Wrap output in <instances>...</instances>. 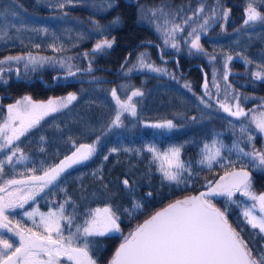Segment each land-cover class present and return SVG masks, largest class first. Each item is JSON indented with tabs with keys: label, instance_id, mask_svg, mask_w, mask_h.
Returning a JSON list of instances; mask_svg holds the SVG:
<instances>
[{
	"label": "trees",
	"instance_id": "16d2710c",
	"mask_svg": "<svg viewBox=\"0 0 264 264\" xmlns=\"http://www.w3.org/2000/svg\"><path fill=\"white\" fill-rule=\"evenodd\" d=\"M16 1L27 3L32 8L18 10ZM16 1L0 0V29L10 24L20 25L23 17L31 22L34 31L42 32L49 26L54 29V32L59 29L60 35L72 33L71 30L59 28L60 26L55 23L46 24L51 17V12L55 16L57 13L65 14L61 12V8L55 9L53 8L55 5L41 4L42 0ZM73 2L65 4V8L72 15H82L88 26L93 25L90 18L101 20V26H107V30L102 34L95 32L94 36L84 38L83 41L77 39L73 45L62 49L61 54L74 55L76 52L87 50L99 39L114 37L115 43L98 60L103 64L105 73L96 76L98 79L89 78L93 72L87 76L83 74V71L75 76H66L67 70L57 69L58 72L55 73L57 75L54 77L44 75L34 81H29L25 77H16L11 81L9 76L6 81L1 82L2 86L10 92L19 93L28 90L44 96L65 94L71 90L78 93L77 99L67 108L50 113L40 121L37 127L32 128L16 142L21 148L26 147L25 151L33 161L32 166L25 165L23 169L25 174L30 173L27 169L41 172L70 153L74 147L69 138L79 145L81 142L92 143L97 135H101L115 115V101L110 94L112 88H117V94L122 100L136 89H140L144 95L133 98L137 105L136 116L124 113L121 117L123 127L114 128L102 135L96 153L88 161L66 169L58 178L56 185L46 188L37 197L35 203L29 201L27 208L38 207L41 210H50L53 209L51 207L57 208L68 197H71V200L79 206L80 212H83L85 208H96L111 203L114 211L120 216L118 223L121 232H124L135 224H142L154 212L166 205L189 194L196 195L206 191L207 181L217 180L223 174L224 169L218 165H214L209 170L195 163L200 158L204 143H210L215 138L231 146L234 140L240 138L241 122L247 125L250 121L246 117H231L211 101L209 103L211 107L201 104L198 99L203 96L200 85L205 77L204 74H209L217 64H222L229 54L236 57V54L240 53L256 65L264 64V23L243 25V20L246 18L244 9L248 0H219L223 9L231 10L229 17L226 20L218 18L213 21L207 33H202L200 39L206 52L215 55L216 59L210 61L208 55L193 50L196 59L187 61L185 52L189 50L187 43L182 42L179 50L170 49L165 45L162 48L163 40L154 27L162 20L141 17L150 9L163 5L166 9H182L180 16L177 17V20H182L186 16H191L201 3L205 5L204 15H208L217 4V0H86L87 3L73 0ZM109 3L111 7H108ZM254 7L264 13V3H256ZM27 11L30 14L27 15ZM117 18L119 19L116 23H110ZM107 20L109 22L106 24ZM198 22H202V18H194L190 23L195 26ZM189 30L190 28L186 27V36ZM179 36L180 34L177 35V41ZM52 37L57 39L58 36L55 34ZM19 45L18 42H12L4 46V49H18ZM33 47L31 44V47L24 49L31 50L34 49ZM39 47L38 50L41 52L47 50L40 45ZM173 50L180 52L179 59L175 57L173 53L176 51ZM140 52H146L150 61L156 66L167 62L170 68L177 69L182 76H186V83H190L191 91L184 87L182 76L169 72L164 74L135 70L126 75V68H121L125 58L128 57L129 60L127 67H131ZM170 62L175 64L171 66ZM234 62L237 71L231 76L232 81L244 86L249 92L264 95V79H255L242 73L240 69L243 68L244 61L240 57L234 58ZM173 76L175 79L172 78ZM240 79L246 83L241 82ZM0 114H3L1 110ZM192 117H196V120L193 121ZM164 120H172L177 127L167 131L146 126ZM250 130L256 137L255 147L257 149L264 147V136L255 131L254 125H251ZM41 137H44L43 141ZM150 144L155 145L160 151L170 146L183 145L180 158L192 162L194 174L187 179L186 183L177 185L175 182L162 180V174L156 170L157 164L150 163L151 153L146 150L140 154L134 151H123L124 148L145 149V146ZM240 146L244 147L245 151L250 150V146L244 143ZM114 147L120 148L121 151L110 153L109 150ZM224 152L227 154L226 150ZM105 156H108L107 160L104 159ZM231 158L236 157L233 154ZM244 162L247 163V160ZM237 166L240 165L237 164ZM249 168L252 169L251 166ZM253 172L255 174L254 189L257 192L264 190V173L255 170ZM126 178L133 185L131 191L126 190L121 183ZM149 192L152 193L151 196L147 195ZM234 199L240 202L241 207L229 206V211L226 213L228 221L240 232L255 254L256 250L264 245V239L256 235L258 230H253L241 214L242 208L249 205V200L239 193ZM53 200H56V203H53ZM135 203L140 204L141 207L135 208L133 206ZM212 203L221 210L225 207L224 199L221 197L213 198ZM71 212L72 207L66 206V214ZM16 213H20V210ZM24 226L25 228L33 227L32 220L30 219ZM120 236L121 233H112L94 239L92 255L97 260V264L105 261Z\"/></svg>",
	"mask_w": 264,
	"mask_h": 264
},
{
	"label": "snow or ice",
	"instance_id": "6c2138e0",
	"mask_svg": "<svg viewBox=\"0 0 264 264\" xmlns=\"http://www.w3.org/2000/svg\"><path fill=\"white\" fill-rule=\"evenodd\" d=\"M72 2L73 0H61L57 6L62 9L65 4ZM256 3H264V0H248L244 9L246 17L243 20L244 26L257 22L264 23V13L254 7ZM111 6L109 3L108 7ZM204 9L205 5L201 3L191 16L184 17L179 23L176 20L182 9H166L163 5L150 9L141 18L162 20L163 23L155 24V30L163 37L165 46L170 45L177 50H179L177 35L184 32L186 27L190 28L187 31V36L183 37L185 43L189 45V52L195 50L197 53L208 55L209 60L213 61L216 59L215 55L207 53L200 43L201 34L207 33L211 23L216 19L226 20L231 10L223 9L219 0L208 15H204ZM194 18H202V22L193 26L190 22ZM118 19L110 23H116ZM92 24L97 34H102L107 30V26H101L98 21L93 20ZM42 31L47 32V29ZM2 38L3 35L0 34V39ZM114 43V37L97 41L91 55L104 53L111 49ZM35 47H39V45ZM89 55V53H84L85 57ZM236 57L243 59L245 64L253 63L252 60L240 53H237ZM236 57L230 54L226 56L223 80L227 81L229 75L227 62ZM72 59V57H67L55 61L52 57L37 56L31 53L9 55L0 59V78L5 72L3 65L11 61H24L25 70L30 65L32 70H35V66L43 65L45 62L59 63L67 69L66 76H75L82 71L89 73L92 71L91 61H89L88 68L82 70L71 63ZM161 59L163 60L162 55ZM128 63L129 60L126 57L125 63L121 65L122 69L126 68V75L135 70L169 74L166 68L156 66L154 62L150 61L146 52H140L131 67H127ZM74 67L75 71H73ZM256 67L258 70L251 73L252 77L264 79V64H258ZM9 70L11 69L9 68ZM17 72L19 73L18 69ZM204 75V95L198 99L201 104L211 107L206 97L210 98L212 92L209 88L207 74ZM172 78L175 79L174 76ZM211 84L219 92L220 86L217 83L215 69H213ZM184 87L191 91L190 83H185ZM230 87L231 85H226L225 89ZM110 94L115 101V115L104 132L97 135L90 144L77 145L75 140L69 138L75 151L58 164L43 170L42 175H35V169H27V172L33 173L31 175L15 171V164L28 157L20 149L19 144L14 141H19L45 116L67 108L72 101L77 99V96L74 93H69L66 97L50 98L47 102H35L30 96H24L15 103L7 105V116L0 118V152H5L3 158L0 159V264H97V260L92 255L94 239L121 232L118 223L120 216L114 211L111 203H106L103 207L85 208L83 212H80L78 211L79 206L71 200V197H68L55 210L50 209L47 213L39 212L38 208H33L31 211L24 210L22 216L30 218L33 227L41 231L22 227L19 221L13 225L8 215L10 210L25 209V205L29 204V201L35 203L40 193H43L50 185H56L58 178L66 169L88 161L96 153L102 135L114 128L124 126L121 119L124 113H129L131 116L137 115V105L133 102V98L144 95L140 89L132 91L131 95L124 100L117 94L115 87L111 89ZM228 98L229 96L225 92V99ZM231 98L235 99L237 103L233 106L220 103L223 111L231 117H246L250 123L246 125L241 122L240 138L234 140L231 146L225 145L215 138L210 143H204L200 158L195 162L209 170L214 165H218L224 169L223 174L217 180H208L206 191H202L196 196L176 200L139 224L134 231L124 236L123 242L116 249L108 264H264V245L253 254V248L249 247V243L243 239L240 232L231 226L226 215L230 205L241 207L240 202L234 199L236 194L239 193L242 197H246L251 201V204L243 207L241 214L253 230H258L256 235L264 239V192L257 193L254 190L252 174L248 170V167L251 166L253 170L264 173V147L261 149L255 147L256 137L250 130L251 125H254L255 131L264 136V103L257 109H249L246 112L238 102L241 98L240 94H235ZM244 99L246 100L248 97L245 96ZM191 119L195 121L196 117ZM146 126L167 131L177 127L172 120H164ZM233 129H235V125H233ZM40 139L43 141L44 137ZM241 143L250 146V150L245 151V148L240 146ZM182 148L183 145L170 146L168 149L160 151L155 145L150 144L146 145L145 149L124 148L123 151H134L140 154L146 150L151 153L150 163L157 164L156 170L162 174V180L175 182L179 185L186 183L187 179L194 174L192 162L180 158ZM224 150L227 151V154ZM109 151L117 153L121 149L114 147ZM17 153H21V155L17 156ZM233 154L235 159L231 158ZM104 159L107 160L108 156H105ZM245 160L247 163L244 162ZM237 164L240 165L239 168L236 167ZM6 166H10L12 169L13 178L11 179H5ZM17 175L22 178L16 179ZM121 183L126 190H132L133 185L127 178ZM147 195L151 196L152 193L149 192ZM216 197L224 199L223 210L212 203V199ZM68 205L72 207V212L66 214ZM133 206L141 207L138 203ZM37 216H39V220L36 219ZM66 231L67 235H65ZM8 234L11 236L5 238ZM13 237L18 238L15 243L12 241ZM253 246H255L254 243Z\"/></svg>",
	"mask_w": 264,
	"mask_h": 264
},
{
	"label": "rangeland",
	"instance_id": "374dc122",
	"mask_svg": "<svg viewBox=\"0 0 264 264\" xmlns=\"http://www.w3.org/2000/svg\"><path fill=\"white\" fill-rule=\"evenodd\" d=\"M14 1H16V0H14ZM53 2H54V4H52ZM59 2H61V0H56V1L55 0H42L41 4L55 5L53 8L58 9L59 7L57 6V4ZM72 3H74V2H72ZM80 3H87V2H86V0H80ZM15 4L17 5L18 10L19 9H27L28 10V9L32 8L31 5H29L27 3L24 4L21 1H16ZM100 7H102V6H100ZM204 10H206V9H204ZM24 11L26 13V10H24ZM58 11H60V10H58ZM17 12L20 13L19 11H17ZM61 12L65 13V14L57 13L55 16V14L52 15V12H51L50 13L51 17L48 19V21H46V24L48 22L55 23L56 25L60 26L59 28L71 30L72 33H67V35L66 34L60 35L59 29H56L54 32V29H52L49 26L46 28L47 32L34 31L32 29L31 22L27 19H24L22 17V14H21L22 18L20 20V23H21L20 25L14 26V25L10 24L8 27L1 28L0 30H2V33H0V34L3 35V38L0 39V59H3L4 57L9 56V55H12V56L27 55L28 53H31V54L37 55V56L52 57L55 61H59L61 59H66L67 57H72L73 59H72L71 63L75 67L77 66L82 70L87 69L88 65H89L88 61L89 60L91 61L92 71L90 73L87 71H83V73H85L87 75H90L93 72L89 78L94 77V79H98L96 76L104 75L105 73H104L103 64L98 62V60L101 59V56L103 53H97L95 55H91V52H92V49L94 46L91 47L90 49L76 52L74 55L61 54L62 49L68 48L69 46L73 45V43H75L77 41V39H79L80 41H83L84 38L94 36L95 32H96L95 28H92L93 25L88 26L87 21L84 19V17H82V15H77V16L72 15L71 12H69V10H67L65 7L61 9ZM39 13H42V12H39ZM28 14H30L29 11H27V15ZM37 19H39V17ZM32 20H33V17H32ZM93 20L98 21L99 24L101 25V23H100L101 20H98L95 18L94 19L90 18L91 23ZM108 22H109V20L106 21V24ZM176 22L179 23V22H181V20H176ZM224 22H223V25H224ZM38 23L40 24V22H38ZM161 23H163V21H161ZM12 26H13V28H11ZM17 26H19V27H17ZM154 27H155V25H154ZM53 32H54V34H53ZM55 34L58 36L57 39L52 37ZM60 37H63V38H60ZM183 37H186V31L180 33L179 40H178L179 45H181L182 42L185 43V40L183 39ZM161 38L163 40L162 36H161ZM99 40H101V39H99ZM12 42H18L20 44L19 45L20 48H18V49H12V48L4 49V46L10 45ZM95 43H94V45H95ZM200 43H201V41H200ZM31 44H32V46H34L33 47L34 49H31V50H25L24 49V48L31 47ZM37 44H39L43 48H47V50H45L44 52L39 51L38 49L40 47H35ZM168 47L170 49H174L170 45ZM162 48H164V43H163ZM203 48L205 49L204 46H203ZM173 51H176V50H173ZM185 52H186V60L187 61L196 59V56L194 55L193 50L191 53L189 52V50H187V51L185 50ZM84 53H89L90 55L85 57ZM173 54L178 59H179V55H181L179 51H176ZM225 61H226V59L223 61L222 64L219 63L213 68L216 70L217 83L220 86L219 92L217 91L216 88H213L212 84H211L213 69L210 70L209 74H207V79L209 82V88L211 89L212 96L210 98L206 97V99L208 100L209 103L211 101L212 103L216 104L217 106H220V103H227L230 106H233L237 103V101L235 99H232L231 97L235 94H240L241 98L238 102H239L240 106L242 108H244V110L246 112L249 109H257V107L259 105L264 103V99H262V98H264V95H256L252 92H249L246 88H244V86L242 87L239 84L234 83L232 81L231 76L235 75V73L237 71L235 69L234 59L232 61L227 62L228 63V69H229V75H228L227 81L223 80L222 76H223V73L225 70L224 69ZM232 62H234V63H232ZM170 64H171V66H173V64H175V63L170 62ZM159 66L166 68L168 70V72L171 74H174L177 76H182V74L177 69L170 68L167 62H162L159 64ZM3 67L5 68V72L2 74V78H0V83L6 81L9 76L11 77L10 78L11 81H13L16 77H25L29 81H34L36 78H39V76L43 77L44 75H48L49 77H54L57 75V74L55 75V73H57L58 70H67L66 68L62 67L59 63H53V62H45L43 65H37V66H35V70H32L31 65L29 66V68L27 70H25L24 61H19V62L11 61V62H8L7 64L3 65ZM9 68L11 70H9ZM17 69L19 70V73L17 72ZM240 70L245 75L252 77L251 73L257 71L258 69H257L255 63L245 64V62H244V66ZM182 77H183L182 81L185 85L186 76H182ZM204 81H205V77L202 81V84L200 85V86H202L203 95H204V88H203ZM240 81L245 82L242 79H240ZM245 83H244V85H245ZM226 85H231V87L225 89ZM3 92H5V93H3ZM225 92H227V94L229 96V98L227 100L225 99ZM6 93H10V94H6ZM69 93H74V94H76V96L78 94L76 91L71 90L65 94L62 93V94H57V95L44 96V95H40V94H34L28 90L23 91V92H19V93L5 91V90H2V88L0 87V104L4 105L6 107V112L4 113L3 118L7 116V105L15 103V101L22 99L24 96H30L32 98V100L35 102H47L50 98L55 99V98L66 97ZM245 96L248 97V99L245 100L244 99ZM133 102H135L134 99H133ZM249 115H251V114H249ZM16 142L17 141H14V143H16ZM19 147H20V149H22L20 145H19ZM23 153L26 154V156L28 158L26 160H23V161L15 164V171L17 173L24 172L23 169H24L25 165H29V166L31 165L32 166V163H33L32 159L29 157L27 152L23 151ZM4 155H5V152H0V159H2ZM20 155H21V153H17V156H20ZM14 161H15V158H14ZM34 162L36 163V160ZM11 172H12L11 167L6 166L5 173H7V175L5 176V179L13 178V176L11 175ZM35 173H40V172L35 170L34 174ZM30 174H33V173H29L28 175H30ZM18 177H20V176L19 175L15 176V178H18ZM260 192H264V190H258L257 193H260ZM40 195H41V193H40ZM188 196H194V195L189 194L185 197H188ZM185 197H182L181 199H183ZM52 202L56 203V200H53ZM250 204H251V201L249 200V205ZM101 207H103V206H101ZM33 208H38V207H33ZM33 208L32 207L27 208V205H25V210H27V211H31ZM51 208H53L51 210L56 209L54 207H51ZM18 210H20V213H16V211H18ZM38 210H39V212H42V213H47L49 211V210H41L39 208H38ZM23 211H24V209H16L13 213H11V215H13L16 223L19 221L20 225L25 219L27 221H30V218H28L26 216H22ZM257 212H258V210H257ZM36 218L39 220V216H37ZM12 223H14V222H12ZM139 224L140 223L135 224L132 228H130L124 232H120L121 236L117 239V242H116L114 248L112 249L111 253L107 256V258L105 259V261L102 264H108V261L114 255L116 249L123 242L124 236H127L131 231H134L135 228ZM13 225H15V223ZM27 228H33V227L29 226ZM33 230L34 231H41L38 228H34ZM10 236L11 235L8 234L5 236V238H9ZM16 239H18V238L13 237L12 241L14 242Z\"/></svg>",
	"mask_w": 264,
	"mask_h": 264
},
{
	"label": "flooded vegetation",
	"instance_id": "af4514ba",
	"mask_svg": "<svg viewBox=\"0 0 264 264\" xmlns=\"http://www.w3.org/2000/svg\"><path fill=\"white\" fill-rule=\"evenodd\" d=\"M0 87L2 88V90H5V91H8L7 90V88H4V86H2V84L0 83ZM3 93H5V92H3ZM6 94H10V93H6ZM21 94V93H20ZM0 110L3 112V114L1 115L0 114V118H3V116H4V113L6 112V107L4 106V105H2V104H0ZM25 144V143H24ZM23 144V145H24ZM23 149V148H22ZM26 150V147L23 149V151H25ZM14 211H9V219H10V221L11 222H14L15 224H16V221L14 220V217H13V215H11V213H13ZM14 223H12V224H14ZM24 225H26V220H24L22 223H21V226L22 227H25ZM11 235V234H10Z\"/></svg>",
	"mask_w": 264,
	"mask_h": 264
},
{
	"label": "water",
	"instance_id": "95a60500",
	"mask_svg": "<svg viewBox=\"0 0 264 264\" xmlns=\"http://www.w3.org/2000/svg\"><path fill=\"white\" fill-rule=\"evenodd\" d=\"M129 1V0H128ZM83 144H89V143H85V142H82ZM82 143H80V144H82ZM74 151H75V149H74ZM72 154V152L71 153H69L68 155H65L63 158H61L56 164H58L61 160H63L66 156H70ZM55 164V165H56ZM54 166V165H53ZM237 168H239V167H237ZM248 170L251 172V174H252V177H254V174H253V172L248 168ZM43 173H40V174H37V175H42ZM22 177H20V178H17V179H21ZM197 195H199V194H197ZM174 203V202H173ZM167 207V206H166ZM165 207V208H166ZM164 209V208H163ZM163 209H161V210H163ZM161 210H159V211H161ZM154 215V214H153Z\"/></svg>",
	"mask_w": 264,
	"mask_h": 264
}]
</instances>
